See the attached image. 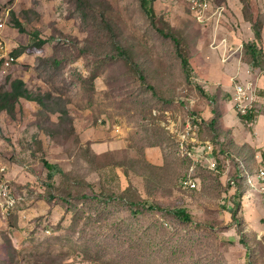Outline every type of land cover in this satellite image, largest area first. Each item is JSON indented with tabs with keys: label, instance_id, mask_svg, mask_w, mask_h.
Returning a JSON list of instances; mask_svg holds the SVG:
<instances>
[{
	"label": "rangeland",
	"instance_id": "rangeland-1",
	"mask_svg": "<svg viewBox=\"0 0 264 264\" xmlns=\"http://www.w3.org/2000/svg\"><path fill=\"white\" fill-rule=\"evenodd\" d=\"M90 2L82 15L74 0H0L14 59L0 66V92L20 80L35 97L0 112V264H264V70L243 46L255 42L249 16L264 51V0H212L203 22L184 0L154 1L189 79L139 0ZM30 35L41 52L16 58ZM129 202L162 210L134 214Z\"/></svg>",
	"mask_w": 264,
	"mask_h": 264
},
{
	"label": "trees",
	"instance_id": "trees-1",
	"mask_svg": "<svg viewBox=\"0 0 264 264\" xmlns=\"http://www.w3.org/2000/svg\"><path fill=\"white\" fill-rule=\"evenodd\" d=\"M154 1L155 0H139L141 8L143 9L145 14L147 15L151 24L157 29V31L162 36H164V37H166L172 41V43L175 47V51L181 59V64H182L183 70L186 74V77H187V79H189L191 70L189 69V61H188V58L186 56L183 43H182L181 39L178 36H176L171 30H166V29L161 28L157 25V21H156L157 15H156L154 5H153ZM241 1L244 2V0H241ZM74 2L76 4L77 9L80 10L82 15L87 14L88 8L93 7L90 0H74ZM246 18H247V20H251V27H252L253 33L255 35V42L251 41V42H247L243 45L244 46V55L249 57L247 63L249 64V66L251 68H259L260 70H264V51H263L262 47H260L258 45L259 43L262 42L263 24H261L258 21H252V19L249 16H247ZM105 25H106L105 26L106 30L111 35L115 34V30H114L113 26L110 25L109 22H106ZM13 26L15 27V29L18 30L19 34H26V32L22 28L21 24L19 22H17L15 19H13ZM29 40H30V43L27 46L19 47L18 49L14 50L12 52V54L16 58L20 57L23 54L33 55V54H38L41 52V49H42L43 45L45 44V41L38 39L34 35L33 36L30 35ZM122 52L123 53H121V56L123 58H128V53L127 52L124 53V51H122ZM127 60H130V59L128 58ZM0 66H1V64H0ZM139 78L142 81H145V77H144L142 71L139 72ZM149 88H151L153 90V88L151 86H149ZM263 95H264V93H263ZM33 98L35 99V97H33L25 89L23 82H21L20 80H12L9 84V90L5 91V92H0V112H5L9 115H12L14 112V107L17 104L18 100L25 99L27 101H33L34 100ZM37 100L39 102L42 101L39 99H37ZM240 117H241L240 120L248 122L251 119V114L240 115ZM213 123H214V121L212 120V121H210L209 125L211 127H214ZM44 164L47 167H49V169L53 168L46 161H44ZM51 177H52V175H51ZM110 196H111L110 198H114V195H110ZM128 204L132 205L133 207H137L136 209H134L132 211L134 214H139L144 209L162 210L161 207H159L155 204H148L146 202H140V203L129 202ZM236 205H239V204L236 202ZM172 214H174V216L178 217L180 220H182L184 222H190L191 221L189 215H187L181 211L174 210V211H172ZM231 217L235 221L240 232H242V222L238 218L237 211L233 210L231 213ZM242 241L245 244L247 243L244 238L242 239ZM248 254H249V252H248Z\"/></svg>",
	"mask_w": 264,
	"mask_h": 264
},
{
	"label": "built area",
	"instance_id": "built-area-1",
	"mask_svg": "<svg viewBox=\"0 0 264 264\" xmlns=\"http://www.w3.org/2000/svg\"><path fill=\"white\" fill-rule=\"evenodd\" d=\"M189 7V11L192 14V17L199 21L203 22L207 19V13L211 8L212 0H184ZM3 29V25H0V31ZM10 54L6 53L4 48V44L0 39V64L8 65L14 62V59L9 56ZM236 108L239 111L240 115H247L250 113V104L251 102L246 101L249 99V91H246L244 87H239L238 91H236ZM207 149L211 148L210 145L206 147ZM210 165H214V162H210ZM3 168H0V176H2ZM264 175V171H262ZM182 186L186 189H193L196 186L194 179L186 178V180L182 181ZM7 194V186L5 182L1 181L0 177V195L6 196ZM8 202V201H7ZM12 206V203H11Z\"/></svg>",
	"mask_w": 264,
	"mask_h": 264
},
{
	"label": "crops",
	"instance_id": "crops-1",
	"mask_svg": "<svg viewBox=\"0 0 264 264\" xmlns=\"http://www.w3.org/2000/svg\"><path fill=\"white\" fill-rule=\"evenodd\" d=\"M253 40V39H252ZM152 149V148H151ZM151 149H149V150H151ZM153 153V152H152ZM155 154L156 153H154V155H153V160H155V162H156V164H159V162L156 160L157 158H159V157H157V156H155ZM154 162V161H153Z\"/></svg>",
	"mask_w": 264,
	"mask_h": 264
}]
</instances>
